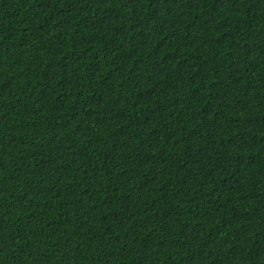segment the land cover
Returning a JSON list of instances; mask_svg holds the SVG:
<instances>
[{"label": "trees", "instance_id": "obj_1", "mask_svg": "<svg viewBox=\"0 0 264 264\" xmlns=\"http://www.w3.org/2000/svg\"><path fill=\"white\" fill-rule=\"evenodd\" d=\"M0 264H264V0H0Z\"/></svg>", "mask_w": 264, "mask_h": 264}]
</instances>
